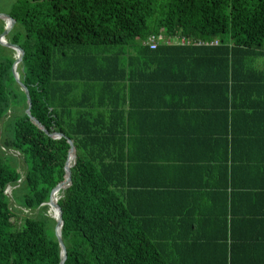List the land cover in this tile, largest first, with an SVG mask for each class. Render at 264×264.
<instances>
[{
  "label": "trees",
  "instance_id": "16d2710c",
  "mask_svg": "<svg viewBox=\"0 0 264 264\" xmlns=\"http://www.w3.org/2000/svg\"><path fill=\"white\" fill-rule=\"evenodd\" d=\"M6 15L30 114L65 138L31 122L0 46V264H59L46 203L66 139L64 264H264V0H10ZM153 34L218 45L151 50Z\"/></svg>",
  "mask_w": 264,
  "mask_h": 264
},
{
  "label": "water",
  "instance_id": "95a60500",
  "mask_svg": "<svg viewBox=\"0 0 264 264\" xmlns=\"http://www.w3.org/2000/svg\"><path fill=\"white\" fill-rule=\"evenodd\" d=\"M0 19H3L6 21L4 31L0 35V46L11 49L15 53V62L12 65V75H13L15 82L20 86V88L24 91V93L26 95V99H27L26 114H27V116L29 117L31 122H33V124H35L49 138H65L64 135L61 133L49 134L45 130V128L42 125H40L37 122V120H35L31 116V114H30L31 100L29 97V92H28L27 87L21 82V80L19 78V74L17 72V68H18L19 64H21L23 61L24 51L19 46L11 44L6 40V37L9 35V33L12 31V29L15 25V21L10 16H8L6 14H0ZM66 140H67V143L69 144V152H68L67 159L64 163L65 179L63 182L58 184L51 191L50 196L48 198V201L46 203V205L48 206L50 213H51L50 216L55 221L54 235H55V238H56L57 243H58L59 248H60V262H59V264L65 263L66 258H67V252H66V247H65L63 240H62V226H63L62 211H61L60 206L58 205V199H57L56 195H58V193L61 190H65L66 188H68L70 186V184H71V166L68 165V162H69L71 154H73V161L76 158V155H75L76 150H75V146L73 144V141L70 139H66Z\"/></svg>",
  "mask_w": 264,
  "mask_h": 264
},
{
  "label": "rangeland",
  "instance_id": "374dc122",
  "mask_svg": "<svg viewBox=\"0 0 264 264\" xmlns=\"http://www.w3.org/2000/svg\"><path fill=\"white\" fill-rule=\"evenodd\" d=\"M9 3L10 0H0V14H7L8 8H9ZM6 25V21L3 19H0V27L1 25ZM8 49V48H7ZM94 51L96 49H93ZM5 52H10L9 50H6L5 47H3V49H1V56L3 58L7 57ZM11 56L15 57V53H10ZM253 67L257 70L260 71H264V58H260L257 59L256 61H254L253 63ZM6 157H8V162L10 164L11 167H13L14 169L20 171L21 175L24 174L25 171V165L23 163V159L18 156V154H16L15 152H6ZM13 191L12 187H8L6 190V193L11 196ZM11 206L13 209H16V211H18L17 213L20 214L22 212V214L27 215V216H34L36 215L37 211L31 212V211H27L25 209H23L19 204L12 202ZM49 214L50 210L48 211Z\"/></svg>",
  "mask_w": 264,
  "mask_h": 264
},
{
  "label": "built area",
  "instance_id": "2783aa9c",
  "mask_svg": "<svg viewBox=\"0 0 264 264\" xmlns=\"http://www.w3.org/2000/svg\"><path fill=\"white\" fill-rule=\"evenodd\" d=\"M216 46L218 41L206 42L201 40H192L185 37H168L163 34L150 35L146 38L143 46H147L151 50L157 49L159 46Z\"/></svg>",
  "mask_w": 264,
  "mask_h": 264
},
{
  "label": "crops",
  "instance_id": "0c3cea01",
  "mask_svg": "<svg viewBox=\"0 0 264 264\" xmlns=\"http://www.w3.org/2000/svg\"><path fill=\"white\" fill-rule=\"evenodd\" d=\"M254 176H256V174H253V178H254V179H253V182L256 181V182H258L261 186H264V176H263L261 179H259V180H257ZM246 180L252 182L251 178H249V177H247ZM237 183H238V185H241V187H242V184H240L238 181H237ZM241 187H239V188H241ZM243 197H245V196H243ZM246 197H249V196H246ZM243 199H244V198H243ZM247 199H248V200H247V204H246V205H247L248 207L244 208V206H243V207L240 206V205H239V202H240V204L242 205V203H241L240 200H239L238 203H236V207H237L239 210L249 209L250 206H252V205H250V204H253L254 202H252V200L249 199V198H247ZM249 205H250V206H249ZM262 205H264V204H262ZM261 210H263V209H261Z\"/></svg>",
  "mask_w": 264,
  "mask_h": 264
},
{
  "label": "bare ground",
  "instance_id": "6f19581e",
  "mask_svg": "<svg viewBox=\"0 0 264 264\" xmlns=\"http://www.w3.org/2000/svg\"><path fill=\"white\" fill-rule=\"evenodd\" d=\"M70 159H71V162H70L69 166H71V163L73 162V154L70 155ZM56 197H57V195H56ZM57 199H58V197H57Z\"/></svg>",
  "mask_w": 264,
  "mask_h": 264
}]
</instances>
